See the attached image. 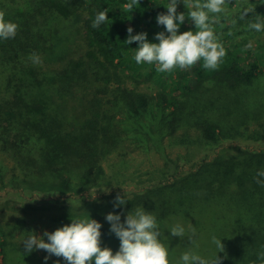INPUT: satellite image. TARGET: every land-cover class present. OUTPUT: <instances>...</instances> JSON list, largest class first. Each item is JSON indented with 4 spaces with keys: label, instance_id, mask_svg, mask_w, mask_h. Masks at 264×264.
I'll use <instances>...</instances> for the list:
<instances>
[{
    "label": "trees",
    "instance_id": "trees-1",
    "mask_svg": "<svg viewBox=\"0 0 264 264\" xmlns=\"http://www.w3.org/2000/svg\"><path fill=\"white\" fill-rule=\"evenodd\" d=\"M129 2L0 0L5 19L19 25L15 38L0 39V191L53 197L14 207L16 215L0 221V264H67L44 250L28 253L24 242L35 234L47 243L45 232L86 218L102 225L101 247L119 249L107 214L124 223L141 206L156 216L171 261L191 249L208 259L218 255L221 264H261L264 186L256 180L264 181L257 177L264 150L210 152L227 139L264 140V31L248 28L257 16L264 19V0H228L212 22L226 50L218 70L204 69L201 60L166 73L137 65L138 44L124 41L129 27L152 43L156 34L168 35L157 16L166 14L169 0H140L130 13ZM188 10L181 0L177 12ZM100 11L109 21L94 29ZM187 31H196L188 19L178 34ZM71 35L80 36L83 53L59 59L57 39ZM145 76L153 91L142 89ZM136 153L150 155L153 168L132 170ZM93 189L102 190L93 196ZM117 196L127 204L116 207ZM177 224L182 238L169 232Z\"/></svg>",
    "mask_w": 264,
    "mask_h": 264
},
{
    "label": "clouds",
    "instance_id": "clouds-1",
    "mask_svg": "<svg viewBox=\"0 0 264 264\" xmlns=\"http://www.w3.org/2000/svg\"><path fill=\"white\" fill-rule=\"evenodd\" d=\"M140 0H130L125 7L129 13L133 11ZM181 0H169L164 7L166 14L157 16V24L162 25L165 32L156 34L158 43L149 42L147 33L132 35L133 29H127V45L137 43L133 59L137 65L142 63L155 64L156 70L161 73L170 72L176 68L180 70L190 69L198 61L203 60V68L206 70H218L226 50L218 38L214 35L213 21L218 20L224 12L228 0H183L187 14L178 13L177 5ZM213 14V15H210ZM247 12L241 16L244 19ZM108 11H100L96 14L91 27L97 28L108 20ZM188 19L196 28V31H187L178 34L180 26ZM248 28L256 32L264 31V19L257 16L255 22H249ZM19 29L18 23L5 19V13L0 11V39L15 38ZM253 43L245 46L251 49ZM35 63L40 62L36 55L30 56ZM257 177H264V171L257 172ZM257 183L264 186V181L259 179ZM127 204L124 197H116V207ZM90 217V216H89ZM107 222L111 224L110 231L120 241L119 250L113 254L108 247H101L102 225L91 218L71 220L70 225H65L54 232H45L47 243L43 238L35 234L29 236L24 246L28 253L33 249L44 250L50 256L62 257L67 264H221L216 255L214 259L204 258L191 249L185 250L179 261H171L169 246L161 241L160 226L156 216L152 212L144 210L143 206L128 212L124 223L117 214L109 213ZM173 237H184L185 229L177 224L170 231ZM196 235L193 228L192 236ZM191 244H195L191 240ZM212 243L219 250L224 251L222 239L215 234L211 237ZM217 253V254H218ZM49 257H45L47 260ZM261 264H264V251L258 254Z\"/></svg>",
    "mask_w": 264,
    "mask_h": 264
},
{
    "label": "rangeland",
    "instance_id": "rangeland-1",
    "mask_svg": "<svg viewBox=\"0 0 264 264\" xmlns=\"http://www.w3.org/2000/svg\"><path fill=\"white\" fill-rule=\"evenodd\" d=\"M235 5H246V3L250 2L251 0H230ZM73 26V25H72ZM78 27V26H77ZM72 38L64 40L57 39L58 42V48L59 51V59L67 54V52L71 53V56L74 58L79 59L82 55L83 51L80 49L81 47V41L80 36L78 35H71ZM82 48V47H81ZM61 63H56L53 66L51 65V68L60 67ZM262 68H264V64L262 65ZM141 81L144 83L142 85L143 90L147 91H153L152 87L155 86L154 82H152V78L150 76V79L148 77H144L141 79ZM224 144L218 148L217 151H211L210 155L214 156L219 151V153L225 152L227 155H233L237 152L238 148H248L250 150H258L262 151L264 150V140H257L256 137H239L234 139H227L223 142ZM170 154L173 157H177L179 153L178 148L170 149ZM199 153V157L203 154ZM137 154V153H136ZM186 165V164H185ZM153 160L150 157V155L145 154H137L135 165L131 169H139L138 172L141 170H148L153 168ZM141 169V170H140ZM123 188L126 191L131 190V187L129 185L123 186ZM102 189H93L89 191L90 195L96 196L98 195V192ZM53 197L49 194H38V193H26L23 195V193H16V192H6V191H0V221H3L7 218H10L14 215L15 211H12L14 207H20L23 203H34V204H42L43 202L50 201ZM17 209V208H16ZM16 215V213H15ZM110 248L113 251V254L117 252L119 249L115 243H112L111 245L105 246ZM103 248V247H102ZM1 262V257H0Z\"/></svg>",
    "mask_w": 264,
    "mask_h": 264
}]
</instances>
